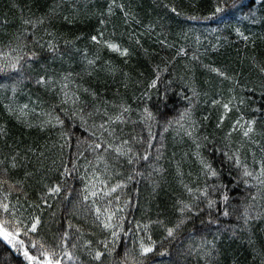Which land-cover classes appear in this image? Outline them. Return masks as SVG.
<instances>
[{
  "label": "trees",
  "instance_id": "1",
  "mask_svg": "<svg viewBox=\"0 0 264 264\" xmlns=\"http://www.w3.org/2000/svg\"><path fill=\"white\" fill-rule=\"evenodd\" d=\"M217 3L0 0V63L17 55L18 46H25L21 55L38 54L21 61L20 71L0 73V169H8L11 183L19 181L5 202L23 226L40 217L36 233L22 230L19 237L31 254L40 256L32 241L59 253L67 231L74 259L62 256L63 264H264V188L255 179L245 184L242 167L225 156L239 155L254 174L264 160V0H243V11L213 15ZM40 19L43 24L35 23ZM40 75L55 83L38 85ZM18 80L22 83L13 92ZM48 113L63 123H47ZM118 115L122 122L115 120ZM248 121H255L254 131L244 137L241 125ZM124 140L135 154L131 164L132 154L114 150ZM94 143L102 147L93 150ZM107 143L113 148L105 151ZM144 155L149 158L141 159ZM202 159L216 177L206 173ZM117 184L121 187L109 192ZM56 185L61 191L49 192ZM86 185L97 196L84 201ZM205 187L216 201L211 209L203 197L195 199L196 190ZM7 191L5 185L0 200ZM184 204L194 205L187 213L192 218L174 239H166L165 228L182 218ZM95 207L101 208L99 219ZM105 210L115 213L112 223L121 227H103ZM10 218L0 210V219ZM113 230L118 237H112ZM141 240L155 242L146 257L140 256ZM88 241L91 249L105 253L100 261L93 259ZM0 264L29 261L22 248L0 238Z\"/></svg>",
  "mask_w": 264,
  "mask_h": 264
},
{
  "label": "snow or ice",
  "instance_id": "2",
  "mask_svg": "<svg viewBox=\"0 0 264 264\" xmlns=\"http://www.w3.org/2000/svg\"><path fill=\"white\" fill-rule=\"evenodd\" d=\"M245 5L243 3V0H232V4H228L227 0H218V3L215 7V11L213 13V15L216 14H220V13H226L229 9H235L237 11H243ZM173 11H175V9H172ZM251 15V10H249V16ZM193 19H195V17H193ZM25 24H33V21L30 20H25L24 21ZM35 23H39V24H43L44 21L43 19H40L38 21H36ZM236 32L238 35L243 36V33L240 32L239 28H236ZM244 39H247L246 36L243 37ZM18 40L20 39L19 37L17 38ZM92 41L94 42H99L97 36H92L91 37ZM106 46L113 50V51H121L119 46L114 44V43H108L105 42ZM23 47L25 46H18L17 49H15L14 51L17 52V55L15 56H10L7 60V63H0V73L6 72L8 70H13V71H20L23 67V65L21 64V61H25V63H27L26 57L28 60L37 57V53L36 52H32L31 56H28L27 53H24L23 55H21L20 53L23 51ZM48 49L51 51H55V46L52 45L51 43L48 44ZM183 49H181V53H183ZM128 54V50L127 49H123V51H121V55H127ZM193 59H196V57L194 56ZM89 63H93L92 61H89ZM30 66V65H29ZM212 71L214 72H218L220 75H224V73L219 72L218 69L213 68ZM261 71H264V68L261 69ZM159 79V76H157L156 79L152 80L151 82V87H155L157 84V80ZM55 83V81H52L50 77H48L47 75H40L37 79H36V83L38 85H48L49 83ZM22 83V80H18L16 81L13 85H12V90L13 92L16 91L17 86ZM63 88H67V85L64 84L62 85ZM196 93L194 92V95ZM68 93L65 91L64 92V96L65 98H67ZM64 102H67V99H65ZM214 103H216L214 101ZM28 105H23L21 108V112L24 111V109H27ZM223 108L225 109V111H230V107L229 104L225 103L223 105ZM123 111L127 112L129 111V109L124 108ZM145 113L147 114V118L151 119L152 118V113L149 112L147 109H145ZM50 119L47 121V123H51L52 119H55L56 123L58 124H62L63 122L59 119V117H52L51 113L47 114ZM188 115V110H185L184 113H181L180 119H184L185 116ZM223 119V117L221 118ZM115 120H119V121H123V117L122 115H118L115 117ZM109 123L112 122V119L110 118ZM237 124H239V120L236 122ZM255 124V121H248L246 122V127L244 125H241V127L244 128L243 131V136L244 137H249L250 133H252L254 131L253 125ZM99 127L101 129H104L105 131H107V129H105V125L101 124L99 125ZM236 128L235 126H233L232 131H235ZM231 132L228 133V136H231ZM93 135H95V133H93ZM109 135H113L112 132H109ZM188 135H191V132L188 133ZM129 144L128 140H124L122 141V145L121 146H117L115 147V152L119 155H129V160L128 163H133L134 162V155L132 153V148L131 147H124L127 146ZM90 148H92L93 150H97L100 149L102 147L101 143H94V144H90L89 145ZM197 147L199 148V145H197ZM113 148V144L112 143H107L106 148L104 149L105 151H107L108 149H112ZM225 156H227L228 159L233 160L235 165L237 167H242V177L244 178L243 182L245 184L249 183L250 179H255L258 184L264 188V160H261L259 162V173L258 174H254L253 171H250L248 169L247 165H242V161L240 159L239 155H233V156H228L227 153H225ZM149 157L148 155H144L141 157V159L143 160H147ZM15 159V158H13ZM0 163H3L2 161H0ZM201 164L202 167L206 170L207 174H210L213 177H216L218 175V173L216 172V170H214L212 168V166L208 163H206L205 161H203V159L201 160ZM15 163L12 164V167L15 168ZM67 168H65V172H67ZM8 176V169H0V190L4 189V186L7 185V189L8 191L5 193V197L4 200H0V210H3L4 213L9 214L10 215V219H0V238H2L4 241L7 242V244L11 245L13 248H16L17 246H19V248L23 249V256L24 258L29 261V264H63L62 261V256H65L68 258V260H73L74 259V254L72 251L68 250V232L65 231L59 240V247L61 249V251L58 253L54 247H46L45 244L43 242H37V241H32L31 242V247L37 249L40 252V256L37 255H33L30 253L29 249L25 246V241L20 239V235L22 230L24 231V235H27L28 232H32V233H36L38 231V226L41 223V219L39 216H35L31 219L30 221V227H26L23 226V222L20 219L16 218V213L14 211L10 210V206L8 203L5 202V200H7V196L11 194V190L14 189L16 187V184H19V181L16 182V184H13L9 181V179H7ZM98 179V178H97ZM101 184L104 183V181H100ZM121 187L120 184L115 185L114 187L109 189V192H115L117 188ZM187 187V186H186ZM61 191V187L59 185H56L53 188L49 189V192L52 193H59ZM85 191L88 194H85L82 199L84 201H87L89 199V194L92 197L97 196V191L95 190H91L90 187L88 185L85 186ZM187 191L191 194L193 192L192 188H187ZM199 195H197L195 197V199L197 201H199L201 199V197H203L204 201H206V205L209 209L213 208L216 205V201L212 198H210V194H209V189L207 187L203 188V189H197L196 190ZM109 193H105V195H108ZM223 201L225 202V204H227L228 200H229V196L227 195V193H224L222 196ZM253 199H255V197H253ZM95 203V202H93ZM193 207L194 205L192 204H184L182 207H180L179 212L182 218L178 219L177 222L171 226V227H166L165 231H166V239H174L175 236L177 235V233L179 232V230L185 225V223L190 220L192 217L191 215H187V213H192L193 212ZM251 207V206H249ZM118 211L120 209H117ZM95 213L97 216V219L100 218L101 216V208L100 207H95ZM193 214H198V213H193ZM224 216H228L229 212L227 210V208H225L224 212H223ZM115 217V213L113 212H108L107 210H105V219L102 221L103 227L105 229H115L117 227H121V225L119 223L117 224H113L112 221ZM249 218V212L246 209L244 212V219H245V223H247ZM123 219V218H121ZM23 226V227H22ZM72 225L69 224V228H71ZM137 227L139 228L140 225L138 224ZM144 229L148 228V225H144L143 226ZM77 231H80L79 229H77ZM112 237L116 238L118 237V232L113 230L111 232ZM149 240H151V237H149ZM103 246L105 249H108V244L107 242H102ZM210 243V242H209ZM72 249H75L77 247V245L75 243H73L71 245ZM86 247H88L91 251L90 254H92V257L94 260L96 261H100L102 259V257L105 255L104 252L100 251V250H96V249H91V241L86 242ZM155 250V242L152 241L149 244H145L143 242V240H141L140 242V256L141 257H146L149 253L154 252ZM112 252V249H108V254L110 255ZM164 252H161L160 255H164ZM206 256L210 255V252H205L204 253ZM128 254L125 253V256H127ZM140 264H143V261H140Z\"/></svg>",
  "mask_w": 264,
  "mask_h": 264
}]
</instances>
